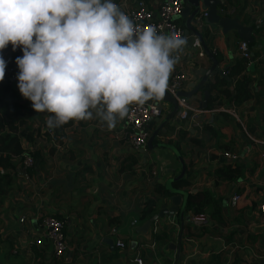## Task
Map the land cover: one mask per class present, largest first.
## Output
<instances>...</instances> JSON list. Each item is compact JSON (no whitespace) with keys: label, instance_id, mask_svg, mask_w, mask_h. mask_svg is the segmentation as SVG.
I'll return each instance as SVG.
<instances>
[{"label":"crops","instance_id":"crops-1","mask_svg":"<svg viewBox=\"0 0 264 264\" xmlns=\"http://www.w3.org/2000/svg\"><path fill=\"white\" fill-rule=\"evenodd\" d=\"M145 1L152 5L155 0ZM220 1V15L237 17L253 27L254 39L247 43L255 55L245 65L251 96L236 104L219 92L225 87L233 90L235 75L227 77V86L208 89V82L215 83L222 77L217 74L188 97L200 107L205 89L211 97L218 94L212 99L213 107H207V97L206 106H201L207 111L196 119L180 120L176 113L169 116L172 104L159 101L162 114L145 123L150 135L156 131L152 149L147 142L133 148L123 135L124 119H118L111 130L97 118L74 120L61 142L42 134L36 136L26 144L36 151L29 179H23V169L18 165V178L0 202V264H137V257L142 264H230L235 254L246 264H264V219L260 210L264 204V0ZM185 19L177 17L183 27ZM203 27L208 29L206 45L221 68L241 56L238 45L244 39L234 28L223 32L219 25L214 27L205 21ZM184 38L187 43L173 71L183 69V90L191 91V84L200 82L212 60L197 37L191 47L187 35ZM200 50L204 52L202 57L197 54ZM41 116L46 117L36 112L33 123L40 124ZM193 135L203 143L193 142ZM171 145L185 160H192L189 178L193 191L210 189L222 198L223 205V221L219 222L210 216L195 222L184 214L177 258L176 249L170 245L179 240L178 213L159 217L145 232L137 230L141 222H133L144 199L154 192L151 183L167 185V180L181 169L179 155ZM222 150L238 154L237 163L243 172L237 180H221L213 172L224 160L229 161ZM152 167L157 173L149 181ZM233 193L239 194L236 206L229 204ZM161 202L169 205L166 196L159 197L158 208ZM43 214L66 223L67 249L60 259L53 257L51 241L40 226ZM21 216H25L24 222L19 220ZM159 231L166 236L154 240L153 234ZM119 239L123 246L116 244ZM215 253H220L218 258Z\"/></svg>","mask_w":264,"mask_h":264},{"label":"clouds","instance_id":"clouds-1","mask_svg":"<svg viewBox=\"0 0 264 264\" xmlns=\"http://www.w3.org/2000/svg\"><path fill=\"white\" fill-rule=\"evenodd\" d=\"M186 43L134 25L113 0H0V51L21 48L19 92L49 128L97 118L111 130L130 105L159 101ZM6 66L0 55V81Z\"/></svg>","mask_w":264,"mask_h":264},{"label":"trees","instance_id":"trees-1","mask_svg":"<svg viewBox=\"0 0 264 264\" xmlns=\"http://www.w3.org/2000/svg\"><path fill=\"white\" fill-rule=\"evenodd\" d=\"M179 24L183 26L182 23ZM200 31L205 38L207 36L208 29L203 27L200 29ZM0 55H2L7 61L5 78L3 81H0L1 202L3 197H6L12 190L13 183H15L14 179L17 178V166L19 165L17 156H21L24 152L31 153L33 157L36 156V151L30 150L26 144L31 143L36 136L41 134L49 137L52 140L61 142L67 133L66 129L73 123L74 120H70L57 128H49L47 126L46 120L51 114L43 112V115L46 117L41 116L39 120L40 124H34L33 119L35 118L36 111L32 108V102L21 95L17 86L18 79L16 78L12 80L8 73V66L17 65L15 62L16 57L22 56L23 52L21 48H17L15 51H13L11 44H9L4 50L0 51ZM246 61V58L243 56L236 57L235 61L226 67V74L221 75L222 77H219L218 81L215 83L208 82L206 85L207 88L210 89L223 84L227 86L229 82L227 77L235 75L236 79L234 80L232 87L233 90L231 91L225 87L219 89V92L229 96L230 100L236 104L248 99L251 96V92L249 90L250 75L245 72ZM18 72L19 69L17 70V74ZM213 98H218V94L213 97L208 96L207 107H213ZM180 136H183V134L180 133ZM191 140L196 143H203V140L194 137V135L191 137ZM180 155L183 159L182 162L185 165V172L183 176L179 179H173L171 181V188H168L167 185L160 184L158 182L151 183V188L155 193L151 192V194L144 199L142 206L138 209L136 214V219L138 222H144L157 211L160 196H168L179 191H182L183 194L186 195L184 202V214L188 213L191 217H193L198 213H205L217 222L223 221V205L221 203L222 198L216 196L210 189L206 188H198L197 190L193 191L194 186L192 185V180L189 178L193 172L192 160H185L182 152H180ZM237 160H224L220 166L213 170V172L221 180H237L242 176L243 172V168L237 163ZM32 166L33 165L26 168L28 174H30ZM157 194L160 195L158 196ZM203 229L206 230L205 227ZM165 236L166 233L163 231L153 234L154 240H159ZM228 239L229 237H227V240ZM219 254L220 253H215V257L218 258ZM246 263V260L237 254L234 255L233 260L230 262V264Z\"/></svg>","mask_w":264,"mask_h":264},{"label":"built area","instance_id":"built-area-1","mask_svg":"<svg viewBox=\"0 0 264 264\" xmlns=\"http://www.w3.org/2000/svg\"><path fill=\"white\" fill-rule=\"evenodd\" d=\"M113 2L120 7L121 11L129 16L134 25L139 26L140 28L151 26L156 28L158 33H175L183 38L185 37L184 27L181 26L177 20L180 10L183 7L184 0H155L152 5L145 0H135L132 3H126L124 0H113ZM206 14L207 12L204 10L196 15L195 24L198 27L203 25ZM238 49L241 56L246 58L248 62L252 59L253 54L246 41H240ZM197 54L202 57L204 52L200 50ZM178 55L180 58L181 52H179ZM17 70V65L8 66V73L12 80L17 78ZM223 74H226V68L223 71ZM185 80L186 73L183 69L180 68L173 71L170 74L168 88L166 90L176 98L178 105L176 115L180 120L187 118L196 119L201 112L207 110L193 104L187 96L178 95V92L183 89ZM227 110L234 113L232 109L227 108ZM162 112L163 105L156 100H149L143 105H130L129 114L124 118L125 128L123 130V135L134 149L143 146L150 135L149 131L145 128V123L153 117L160 116ZM222 155L229 161H235L238 159V154L229 150H222ZM17 160L23 169L20 174L23 179L27 181L29 179V174L27 173L26 168L34 164V157L31 153L24 152L21 156H17ZM156 173L157 169L152 167L147 175L148 180L151 181ZM18 174L19 173H17V178ZM238 199L239 194L233 193L230 196L229 204L235 206ZM260 210L264 219V204L260 205ZM207 217L208 215L205 213H198L193 216V219L196 221H204ZM19 220L24 222L25 216H21ZM133 222L137 223V219H133ZM40 226L43 229L44 235H46L51 241V252L53 257L56 259L63 257L67 249L65 221L51 214H43L40 217ZM116 244L118 246L124 245L123 241L120 239L116 241ZM136 262L137 264H142L141 257H137Z\"/></svg>","mask_w":264,"mask_h":264},{"label":"water","instance_id":"water-1","mask_svg":"<svg viewBox=\"0 0 264 264\" xmlns=\"http://www.w3.org/2000/svg\"><path fill=\"white\" fill-rule=\"evenodd\" d=\"M220 0H184L183 7L180 10V16L185 17V27H184V33L187 35L188 40L190 43H188V47H191V43L195 40L197 37L199 41L203 45V49L207 56L212 60L211 66L209 69L203 73V78L198 82L197 84L192 83L191 86L193 89L190 91H185V90H180L178 92V95H185L187 97H190L198 88L202 87L204 84L203 82L208 81L211 77L220 74L224 75L223 71L225 68H221L218 63L217 57L213 54L211 49L206 45L205 38L203 37L200 29L201 27H198L195 22H196V15L200 12L201 9H206V16L204 17V21L208 24H211L212 26H220L221 30L223 32H227L228 30L234 28L238 35L244 39L246 42L252 41L254 38L252 36V30L253 27L250 25H245L243 24L237 17H229V16H222L217 12V5L220 4ZM209 96V90L205 89L204 90V97L202 100V104L200 103L201 106H206V99ZM159 101H167L172 104V111L170 112L169 116H174L177 110V101L176 98L169 93V91H165V95L162 99ZM168 116V118H169ZM156 134V131H154L151 135H149L147 139V147L153 148L152 147V141L154 139V136ZM172 148L175 149L173 145H171ZM177 155H179L180 161H181V169L179 173L167 180V187L171 188V181L173 179H179L183 176L185 172V165L183 164V159L181 158V155L177 149H175ZM169 200V205H167L165 202H161L159 205L158 210L151 215L148 219H146L143 223L137 227L138 231H146L152 222H154L156 219L159 217H164V216H175L177 213L179 215V221L181 223L180 226V236L177 244H171L170 247L172 249H176L177 255L176 258L179 256V251H180V243H181V236L183 233L184 229V202L186 199V195L183 194L182 191L170 194L166 196ZM199 222V221H195ZM68 255H70V252H68Z\"/></svg>","mask_w":264,"mask_h":264},{"label":"rangeland","instance_id":"rangeland-1","mask_svg":"<svg viewBox=\"0 0 264 264\" xmlns=\"http://www.w3.org/2000/svg\"><path fill=\"white\" fill-rule=\"evenodd\" d=\"M9 97V96H8ZM9 98H11V97H9Z\"/></svg>","mask_w":264,"mask_h":264}]
</instances>
